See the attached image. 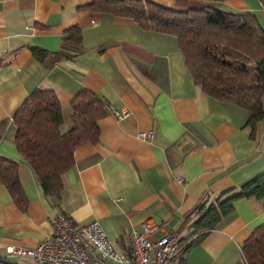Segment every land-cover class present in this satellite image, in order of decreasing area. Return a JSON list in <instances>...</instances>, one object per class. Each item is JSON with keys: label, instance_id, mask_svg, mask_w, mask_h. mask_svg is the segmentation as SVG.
<instances>
[{"label": "crops", "instance_id": "0c3cea01", "mask_svg": "<svg viewBox=\"0 0 264 264\" xmlns=\"http://www.w3.org/2000/svg\"><path fill=\"white\" fill-rule=\"evenodd\" d=\"M176 8L178 0H148ZM93 0H0V155L19 164L28 203L21 208L0 183V260L7 246L35 247L51 236V218L63 212L80 226L97 220L117 250L130 255L132 235L151 221L160 237L188 244L198 235L192 214L209 195L240 188L264 173V119L254 138L244 128L248 111L206 94L195 83L175 35L146 30L130 17L88 7ZM216 9L254 13L259 0H206ZM78 26L81 45L72 57L36 58L32 47L54 54L65 31ZM67 50V52H68ZM36 88L53 90L62 106L63 133L72 130L71 100L88 88L109 106L98 121L100 141L74 151L60 196L46 194L33 166L15 143L14 115ZM127 109L118 119L114 110ZM153 132L152 139L138 136ZM264 223V202L235 201L218 227L175 264H238L241 245ZM183 257V258H182ZM20 264V263H19Z\"/></svg>", "mask_w": 264, "mask_h": 264}, {"label": "trees", "instance_id": "16d2710c", "mask_svg": "<svg viewBox=\"0 0 264 264\" xmlns=\"http://www.w3.org/2000/svg\"><path fill=\"white\" fill-rule=\"evenodd\" d=\"M205 1L178 0V7L168 8L148 0H93L88 7L133 18L146 30L175 35L195 83L211 97L245 108L248 120L244 128L254 138L257 124L264 119V26L254 13L224 11L206 6ZM259 1L264 7V0ZM81 43V29L73 26L65 31L62 50L52 54L37 46L31 49L41 61L59 60L73 56L68 44ZM71 106L74 126L66 133L60 129L64 121L62 106L53 90L36 88L14 115L18 150L51 196L59 197L64 189L65 176L75 163V149L100 141L98 121L108 113L109 104L96 92L83 88L71 100ZM0 183L9 189L21 208L27 206L19 164L2 155ZM252 197L264 202V173L239 191L205 198L192 212L197 217L194 226L198 235L188 244L181 243L180 253L216 229L234 210L235 201ZM241 251L238 264H264V223L243 242ZM0 264L19 263L4 259Z\"/></svg>", "mask_w": 264, "mask_h": 264}, {"label": "built area", "instance_id": "2783aa9c", "mask_svg": "<svg viewBox=\"0 0 264 264\" xmlns=\"http://www.w3.org/2000/svg\"><path fill=\"white\" fill-rule=\"evenodd\" d=\"M118 119L130 117L127 109L114 110ZM138 136L152 139L153 132H139ZM53 232L35 247L7 246L11 256L31 257L36 264H175L183 248L171 233L160 237L158 224L147 221L132 235L131 255L117 250L97 220L77 226L67 214L59 212L51 218Z\"/></svg>", "mask_w": 264, "mask_h": 264}, {"label": "rangeland", "instance_id": "374dc122", "mask_svg": "<svg viewBox=\"0 0 264 264\" xmlns=\"http://www.w3.org/2000/svg\"><path fill=\"white\" fill-rule=\"evenodd\" d=\"M19 260H23V259H19ZM9 261H12V262H16V263H20L21 264V261H18V260H13V259H9Z\"/></svg>", "mask_w": 264, "mask_h": 264}]
</instances>
